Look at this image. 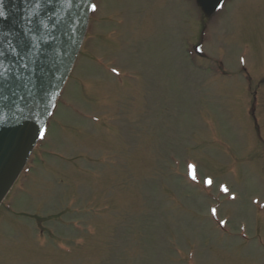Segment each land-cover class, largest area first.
<instances>
[{"label": "rangeland", "instance_id": "1", "mask_svg": "<svg viewBox=\"0 0 264 264\" xmlns=\"http://www.w3.org/2000/svg\"><path fill=\"white\" fill-rule=\"evenodd\" d=\"M93 4L0 264H264V0Z\"/></svg>", "mask_w": 264, "mask_h": 264}, {"label": "water", "instance_id": "2", "mask_svg": "<svg viewBox=\"0 0 264 264\" xmlns=\"http://www.w3.org/2000/svg\"><path fill=\"white\" fill-rule=\"evenodd\" d=\"M219 1L196 0L206 16ZM36 3L0 0V199L25 162L67 76L90 0H39L38 16Z\"/></svg>", "mask_w": 264, "mask_h": 264}, {"label": "snow or ice", "instance_id": "3", "mask_svg": "<svg viewBox=\"0 0 264 264\" xmlns=\"http://www.w3.org/2000/svg\"><path fill=\"white\" fill-rule=\"evenodd\" d=\"M40 8H41V5H40V3H39V0H37V3H36L35 6H34L35 15H37V16L39 15ZM91 10H92V11H95V10H96V5H95V4H92V5H91ZM3 15H4V13H3V12H0V16H3ZM41 23H43V21H41ZM10 48H11V51H12L13 53H16V48H15L14 46H11V45H10ZM16 54H18V53H16ZM113 71H115V69H113ZM41 138H43V132H41ZM189 169H190V174L192 175V178H193V179H196V176H195V173H194V166L190 165V166H189ZM205 183H206L207 185H211V184H212V180L209 178V179H207V180L205 181ZM223 190H224V191H227V188H224ZM212 214H213V215L216 214V210H215V209L212 210ZM220 223H221V224H225L226 222H225V221H221Z\"/></svg>", "mask_w": 264, "mask_h": 264}]
</instances>
